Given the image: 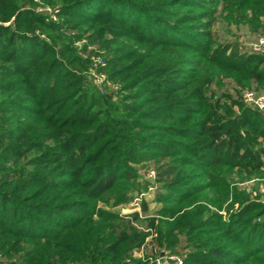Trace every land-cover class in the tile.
Instances as JSON below:
<instances>
[{
	"label": "trees",
	"instance_id": "obj_1",
	"mask_svg": "<svg viewBox=\"0 0 264 264\" xmlns=\"http://www.w3.org/2000/svg\"><path fill=\"white\" fill-rule=\"evenodd\" d=\"M219 23L263 37L264 0H0V264H264V204L225 219L201 196L264 171V115L241 99L264 94V54ZM96 51L117 90L93 84Z\"/></svg>",
	"mask_w": 264,
	"mask_h": 264
},
{
	"label": "rangeland",
	"instance_id": "obj_2",
	"mask_svg": "<svg viewBox=\"0 0 264 264\" xmlns=\"http://www.w3.org/2000/svg\"><path fill=\"white\" fill-rule=\"evenodd\" d=\"M214 31L219 36V38L224 42H234V41L241 42V41H251L256 39L253 35L249 34L247 28L243 25L240 26V28L238 29L236 28V26L227 27L226 25L219 23L215 26ZM124 41L131 48L137 49L141 53L148 54L147 52L148 50L144 46H142L139 42H137L135 39L128 38L125 39ZM151 54L155 55L157 53L152 52ZM151 60L152 59H150L147 64H149ZM144 68H147V66L146 65L140 66L139 70H142ZM231 87L232 86H230V88ZM248 89L249 88H244V91ZM194 172L196 174L195 180L197 184L209 183V180L205 176L204 172L201 171V169L195 168ZM222 181L224 183L223 186L219 187L216 190L207 189L203 193H201V196L208 200H211L213 198L217 199L218 200L217 205L219 206L221 210V214L225 219H228V217L233 212H235L241 207L240 202H245L244 204H247L249 202H257L264 204V171H262L260 174L252 175L249 177L242 176L237 172H232L228 176H224L222 178ZM145 198L147 202H149L150 210L148 215L153 216L159 210L161 205L154 202L155 194L154 195L148 194L146 195ZM133 205L134 202L122 205L117 208H110L109 206H106L102 203L99 204V206L121 215H130L133 212H136L137 210L140 211V208L134 207ZM184 206L185 208L187 206L186 211H191L193 209V207L191 206L188 207L187 204H184ZM162 253L166 254L164 251ZM261 254L262 255H260V257L264 255V253ZM250 264H261V263L253 261V263L251 262Z\"/></svg>",
	"mask_w": 264,
	"mask_h": 264
},
{
	"label": "built area",
	"instance_id": "obj_3",
	"mask_svg": "<svg viewBox=\"0 0 264 264\" xmlns=\"http://www.w3.org/2000/svg\"><path fill=\"white\" fill-rule=\"evenodd\" d=\"M40 11H45L49 13L53 20L57 19L54 10H52L51 8L47 7L44 10H40ZM84 43L85 41L78 43L77 46L81 49ZM240 48L246 49L251 53L264 54V36L251 41H241ZM84 57L85 58L90 57L92 63L91 79L93 81V84L101 90L102 94H104L103 87L105 84H107L108 87L113 88L115 90L119 88L117 85H114L111 81L108 80V77L104 72H100V69L105 68L107 66V60L103 56L102 52L96 51L95 54L91 56H87V54H84ZM241 99L245 105L250 106L252 109L257 110L263 113L264 115V94H260L253 90H245L241 95ZM148 177L154 179L155 177L154 172H150L148 174ZM140 200L141 198L136 199L134 201L133 206L140 208ZM144 254H145L144 249H142V252L141 254L138 255V257L143 260H146ZM148 262L150 264H184V261L181 257L171 254H165L164 256L159 255L154 258L151 257L149 258Z\"/></svg>",
	"mask_w": 264,
	"mask_h": 264
},
{
	"label": "water",
	"instance_id": "obj_4",
	"mask_svg": "<svg viewBox=\"0 0 264 264\" xmlns=\"http://www.w3.org/2000/svg\"><path fill=\"white\" fill-rule=\"evenodd\" d=\"M165 254L164 253H162V256H164Z\"/></svg>",
	"mask_w": 264,
	"mask_h": 264
}]
</instances>
